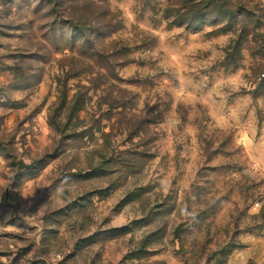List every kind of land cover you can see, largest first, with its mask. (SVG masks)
Returning a JSON list of instances; mask_svg holds the SVG:
<instances>
[{
	"label": "rangeland",
	"instance_id": "1",
	"mask_svg": "<svg viewBox=\"0 0 264 264\" xmlns=\"http://www.w3.org/2000/svg\"><path fill=\"white\" fill-rule=\"evenodd\" d=\"M205 1L0 0V264H264V0Z\"/></svg>",
	"mask_w": 264,
	"mask_h": 264
},
{
	"label": "trees",
	"instance_id": "2",
	"mask_svg": "<svg viewBox=\"0 0 264 264\" xmlns=\"http://www.w3.org/2000/svg\"><path fill=\"white\" fill-rule=\"evenodd\" d=\"M225 0H218V8H220V9H225V2H224ZM211 2H214V0H206L205 2H204V4H205V7H203V9H202V11L201 12H205V10H209L210 8H211ZM193 8H195V10H196V7L193 5ZM195 10H190L191 12H193V11H195ZM195 17V16H194ZM195 18H199V17H195ZM87 42H90V39H89V41H87ZM82 110V105H81V99H76L75 98V100H74V102H73V105H72V109H71V118H72V116L75 114V113H78V112H80ZM70 118V119H71ZM18 168H19V170L20 169H22V167L23 166H25L24 165V163H22V162H20L18 165Z\"/></svg>",
	"mask_w": 264,
	"mask_h": 264
},
{
	"label": "built area",
	"instance_id": "3",
	"mask_svg": "<svg viewBox=\"0 0 264 264\" xmlns=\"http://www.w3.org/2000/svg\"><path fill=\"white\" fill-rule=\"evenodd\" d=\"M260 76H261L260 78L263 80L264 79V72Z\"/></svg>",
	"mask_w": 264,
	"mask_h": 264
}]
</instances>
